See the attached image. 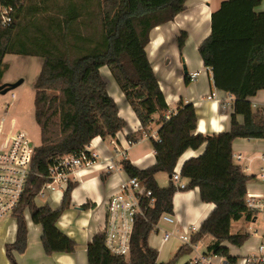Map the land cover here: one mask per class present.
<instances>
[{
  "label": "trees",
  "instance_id": "1",
  "mask_svg": "<svg viewBox=\"0 0 264 264\" xmlns=\"http://www.w3.org/2000/svg\"><path fill=\"white\" fill-rule=\"evenodd\" d=\"M186 1L0 0L15 9L8 26L0 22V83L8 69L6 55L42 60L33 83L34 118L41 141L34 149L32 174L14 213L15 241L5 245L11 264H18L14 255L26 249L25 213H29L31 222L41 226L45 255L75 250L76 242L59 229L57 221L72 206L71 192L76 182H68L57 208L39 206L35 198L47 181L49 165L57 157L80 151L96 136L112 139L127 126L109 95L101 67L111 73L143 130L153 122L152 116L159 114V139L150 137L155 154L152 165L141 169L128 159L120 161L127 177H136L151 191V196L142 200L143 215L135 217L129 256L109 253L104 230H99L87 243V264H164L158 262L159 252L148 239L160 216L173 212L172 197L177 189L172 181L159 186L156 175L165 172L171 178L184 152L202 145V153L188 158L180 167L181 176L188 179L186 189L197 183L215 185L226 189V196L191 242L196 244L211 234L215 239L206 247V253L220 254L229 262L238 257L221 245L224 237L213 233L211 227L222 217L247 222L252 218L245 196L247 183L253 177L235 163L232 142L238 138H264V118L260 108H254L250 101L264 89V11H256L261 0H223L210 14V32L198 45L197 53L203 66L212 70L213 86L233 98V111L227 131L205 135L195 131L198 119L191 103L179 101L176 113L163 118L169 107L146 51L152 31L173 22L185 11ZM175 38L181 52L186 31L180 30ZM184 78L187 80V76ZM238 116L243 118L242 123ZM126 138L130 142L140 139L131 133ZM150 198H154L152 205L148 203ZM90 206L85 203L81 208ZM184 248L181 246L165 264H173Z\"/></svg>",
  "mask_w": 264,
  "mask_h": 264
},
{
  "label": "crops",
  "instance_id": "2",
  "mask_svg": "<svg viewBox=\"0 0 264 264\" xmlns=\"http://www.w3.org/2000/svg\"><path fill=\"white\" fill-rule=\"evenodd\" d=\"M222 1L187 0L185 11L176 15L173 22L160 25L152 31L150 36L151 41L146 47L147 55L149 56L153 71L156 73L159 88L164 93L169 111L176 112L179 101L193 104L198 119L195 131L205 135L227 131L230 127V114L233 111L232 97V101H229L230 104L225 108L222 107V103L226 101L228 93L213 86L212 70L203 66L202 60L197 53L198 45L210 32V14L220 7ZM260 3L256 7V11H264V0H261ZM180 30H184L187 33V39L181 52L177 48L175 38ZM102 68L104 67L100 68V73ZM193 71H198L199 74L196 79L190 81L189 74L193 73ZM3 76L2 83L14 81V79H7L5 74ZM185 76H187V80H185ZM114 84L116 87H111V89L107 87V89L109 95L112 96L116 105H118V113L127 122V126L117 132L112 140H103L99 136L93 138L91 150L97 155L96 163L91 167H82L78 170L75 180L77 185L71 192L72 206L66 209L57 221L59 229L76 242L75 250L70 253L56 252L50 254V256L45 255L40 239L42 234L41 226L31 222L29 217L28 221H26L28 228L26 249L23 253L14 255L16 263L87 264L86 246L93 234L99 230H103L106 216L105 203L117 191L119 183L127 178V174L121 167L112 172H106L104 171V165L108 161H114L120 165L122 157L118 152H123L125 159L130 160L141 169L155 162L150 135L156 134L159 128L157 121L159 114H154L152 116L153 122L143 130L131 106L125 101L124 94L115 82ZM210 93H214V97L209 100L207 96ZM250 101L258 107H264V89L259 90L255 96L250 98ZM3 115L14 119L7 112ZM237 118L241 123L243 122L242 117L238 116ZM129 133L133 134L135 138L138 137L140 139L134 142L128 141L126 135ZM203 149L204 145L195 150H186L177 161L175 168L178 171L181 170L180 167L185 160L198 156L202 153ZM232 151L233 154L239 153L242 155L241 161H234L236 164L241 162L238 165L243 169L244 173L246 172L244 171L245 166L257 171L259 157L264 152V138L235 139L232 142ZM181 180L186 184L188 182V179L182 176ZM156 181L159 186L163 187L171 181V178L167 173L163 172L156 175ZM225 196L226 189L203 183H197L191 189L184 188L177 190L172 197L173 212L170 213L174 221L172 223L164 221V224L161 221L158 228L153 231L155 237L152 239L151 236L149 237V245L158 251L159 247H164L167 242L172 240L178 244V246L174 244L170 246L172 252L175 253L181 246H184L185 248L181 252V256L173 264H183L198 255L207 254L206 247L214 242L215 237L206 241L208 238V234H206L194 244V247H189L178 239L177 234L189 227H194L197 232L200 225L209 219ZM61 198L62 194L48 192V197L44 202L37 205L49 204L53 208H57L59 207ZM85 203H89L91 206L87 209L81 208V205ZM218 221L211 227L213 233H216L215 228ZM164 231H169L172 234L166 241H163ZM15 234V220L12 221L6 218L0 221V264H11L5 255V245L15 241ZM257 242L258 239L256 238V243L252 247L242 248V251L232 250L224 242L221 245L227 247L230 254L242 256L255 247ZM200 245H204L205 247L201 253L197 251Z\"/></svg>",
  "mask_w": 264,
  "mask_h": 264
},
{
  "label": "built area",
  "instance_id": "3",
  "mask_svg": "<svg viewBox=\"0 0 264 264\" xmlns=\"http://www.w3.org/2000/svg\"><path fill=\"white\" fill-rule=\"evenodd\" d=\"M15 9L11 6H5L0 3V22L3 26H8L12 21ZM198 71L189 74V80L193 81L198 76ZM15 95L12 94V97ZM214 97L210 93L207 99ZM231 96L228 94L227 99L222 103L225 108L230 104ZM230 101V102H229ZM254 108H260V113L264 118V107H258L252 103ZM176 112H166L163 114L164 119H168ZM156 140L159 139L156 134L150 135ZM114 139V138H112ZM111 139V140H112ZM92 142V141H91ZM91 142L83 149L75 153L63 154L57 157L47 170V181L41 186L38 195L44 196L45 192L64 193L68 182H75L76 174L82 167H91L96 163L97 155L91 150ZM35 146L29 141L27 135L17 128L14 119L7 118L6 115L0 116V221L6 218H13L21 197L24 193L27 181L32 174L31 163ZM118 152V151H117ZM122 159H125L123 152H118ZM233 159L241 161L242 155L233 154ZM121 166L114 161H108L104 165V171L112 172ZM244 171L247 175H252V180L264 182V152L259 157L257 171L245 166ZM171 181L176 189L186 188V183L181 180L180 170L174 167ZM151 196V191L139 182L136 177H127L122 180L117 191L106 201V216L103 227L105 237V247L112 255L129 256L131 232L137 215H143L142 200ZM246 206L251 212L249 223L261 222L259 233L253 232V236L258 239L255 247L242 256H238L235 261L229 262L220 254L198 255L192 258L190 264H264V189L247 185ZM154 198H150L148 203L152 205ZM25 217V215H24ZM158 225L161 221L172 223L170 213H164L160 216ZM196 232L194 227L177 234V237L189 247L195 245L191 242L192 234ZM172 236L171 232L164 231L163 241Z\"/></svg>",
  "mask_w": 264,
  "mask_h": 264
},
{
  "label": "rangeland",
  "instance_id": "4",
  "mask_svg": "<svg viewBox=\"0 0 264 264\" xmlns=\"http://www.w3.org/2000/svg\"><path fill=\"white\" fill-rule=\"evenodd\" d=\"M5 59V63L8 66L7 71L4 73L6 75L5 77L10 80L14 79V81L22 79L23 82L11 91H8L6 94H0V115L7 112L9 115L14 117L17 128L22 130L27 135L29 141H31V143L36 147L40 144L41 140L40 128L34 118L35 91L33 83L38 76L37 74L40 70L42 61L40 58H26L16 54L7 55ZM101 73L108 89L116 87L111 78V74L108 73L107 68H102ZM12 94L15 95L14 98H12ZM238 164L240 165L241 162ZM247 184H249V186L258 187L260 190L264 189V182L261 183L257 180H250ZM47 197V192L44 193V196L37 195L35 203L42 204ZM28 219L29 213H25V221H28ZM10 220L14 221L13 218ZM162 224H164V222H162ZM260 228V220L253 224L245 221L244 219L239 221H228L226 217H222L219 219L215 230L216 234L224 237L223 242L229 246L230 249L242 251V248H247L249 246L252 247L256 243V238L253 236V232L257 231L259 233ZM232 234H235L236 236L229 238ZM149 236H151L152 239L155 237V233L152 232ZM211 238H214V236L208 234L206 241ZM173 244L178 246L175 241L171 240L170 242H167L164 247H159L157 251L159 252L158 262L165 264L174 257L175 252H172V248L170 249V246ZM204 249V245H200L197 251L201 253Z\"/></svg>",
  "mask_w": 264,
  "mask_h": 264
},
{
  "label": "water",
  "instance_id": "5",
  "mask_svg": "<svg viewBox=\"0 0 264 264\" xmlns=\"http://www.w3.org/2000/svg\"><path fill=\"white\" fill-rule=\"evenodd\" d=\"M184 68V66H183ZM186 72V70H185ZM23 82L22 79H19L17 81L14 82H4V83H0V94H6L8 91H11L13 88L17 87L18 85H20Z\"/></svg>",
  "mask_w": 264,
  "mask_h": 264
}]
</instances>
